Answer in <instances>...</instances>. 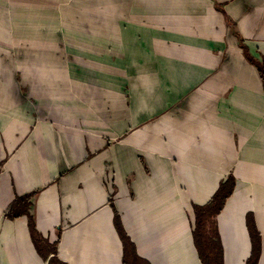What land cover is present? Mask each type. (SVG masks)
<instances>
[{
	"label": "crops",
	"instance_id": "crops-1",
	"mask_svg": "<svg viewBox=\"0 0 264 264\" xmlns=\"http://www.w3.org/2000/svg\"><path fill=\"white\" fill-rule=\"evenodd\" d=\"M126 2L114 51L65 64L50 91L0 72V264H48L26 215L6 216L32 192L35 227L66 264H122L113 209L137 254L158 264L137 242L168 224L136 227L131 214L169 206L172 182L193 213L229 173L235 188L216 218L224 264L250 253L247 212L264 264V89L242 49L264 64V0ZM157 188L169 193L156 200ZM179 239L195 250L181 225L158 246Z\"/></svg>",
	"mask_w": 264,
	"mask_h": 264
},
{
	"label": "rangeland",
	"instance_id": "rangeland-1",
	"mask_svg": "<svg viewBox=\"0 0 264 264\" xmlns=\"http://www.w3.org/2000/svg\"><path fill=\"white\" fill-rule=\"evenodd\" d=\"M129 11L126 0H0V72L5 78L17 73L31 84L34 94L42 88L48 92L53 77L68 78L69 63L84 64L83 54L112 53L118 19L128 17ZM172 183L169 206L147 215L140 211V217L144 215L141 219L135 218L136 212L131 214L130 223L138 221L136 227L143 221L168 224L160 234L146 229L151 238L139 237V249L157 258L158 264H201L197 250L180 245V239L164 249L158 246L167 236H179L180 225L188 237L193 228V213L179 207L177 182ZM163 192L169 193V189L157 188L155 199ZM197 241L202 258L205 250L201 240Z\"/></svg>",
	"mask_w": 264,
	"mask_h": 264
},
{
	"label": "trees",
	"instance_id": "trees-1",
	"mask_svg": "<svg viewBox=\"0 0 264 264\" xmlns=\"http://www.w3.org/2000/svg\"><path fill=\"white\" fill-rule=\"evenodd\" d=\"M242 49L247 56V59L256 67L264 89V64L251 58L247 54L244 46ZM235 184L236 179L234 175L229 173L219 182L217 189L205 204L192 205L194 216L192 241L198 252L201 264H224L223 246L220 240L216 218L223 209L227 199L231 196ZM35 193L36 192H32L23 195L21 198H17L9 207L6 216L14 218L21 214L26 215L28 220V230L38 254L44 260H47L48 264H66L57 256L56 242L49 243L35 227L34 218L29 212V199ZM109 201H111V197L109 198ZM113 213V225L123 247L122 264H150L147 260L137 254L135 244L130 240L123 227L120 214L116 209H113ZM245 225L248 231L251 248L244 264H258L263 249V242L262 236L255 225L253 214L251 212L245 214ZM197 239L201 240L202 247L205 250V256L202 258L199 254Z\"/></svg>",
	"mask_w": 264,
	"mask_h": 264
}]
</instances>
